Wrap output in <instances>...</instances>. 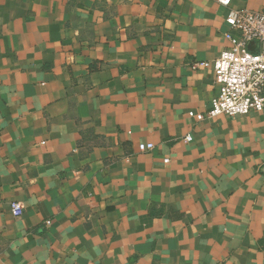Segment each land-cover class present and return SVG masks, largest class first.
Masks as SVG:
<instances>
[{
    "label": "crops",
    "instance_id": "0c3cea01",
    "mask_svg": "<svg viewBox=\"0 0 264 264\" xmlns=\"http://www.w3.org/2000/svg\"><path fill=\"white\" fill-rule=\"evenodd\" d=\"M227 15L0 0V264H264V111L207 115Z\"/></svg>",
    "mask_w": 264,
    "mask_h": 264
},
{
    "label": "built area",
    "instance_id": "2783aa9c",
    "mask_svg": "<svg viewBox=\"0 0 264 264\" xmlns=\"http://www.w3.org/2000/svg\"><path fill=\"white\" fill-rule=\"evenodd\" d=\"M228 9L226 24L229 31L225 34L227 47L213 62L215 82L218 95L211 100L208 116L211 118L228 115L244 116L251 112L264 111V11L235 10L232 0H217ZM207 66L201 62L192 64L196 70ZM193 117L195 114L190 113ZM199 120L203 114L197 115ZM193 138L188 135L185 141ZM141 152L155 149L153 143L139 145ZM168 162V160H165ZM12 214L20 217L23 214L21 203L11 205ZM50 224V222H47Z\"/></svg>",
    "mask_w": 264,
    "mask_h": 264
}]
</instances>
